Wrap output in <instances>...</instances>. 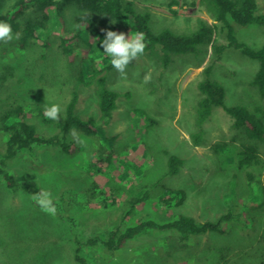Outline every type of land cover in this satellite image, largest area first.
<instances>
[{
  "label": "rangeland",
  "instance_id": "obj_1",
  "mask_svg": "<svg viewBox=\"0 0 264 264\" xmlns=\"http://www.w3.org/2000/svg\"><path fill=\"white\" fill-rule=\"evenodd\" d=\"M135 3L151 13L156 31L169 28L189 34L201 21L214 24L202 0ZM257 3L264 12V0ZM76 13L75 8L65 12L67 28L63 30L69 34L77 33L71 21ZM239 30L247 45L264 44V26ZM39 36L25 49L20 47V35L10 43L0 42V74L6 66L13 73L5 83L0 82V148L9 138L1 118L15 103L25 106L30 123L45 135L57 131L38 116L37 108L45 114L46 107L58 104L61 118L74 90L79 94L77 113L85 119L97 115L95 85L77 87L76 77L79 61L85 56L97 63L107 57L103 39H77L75 49L67 55L57 22ZM217 39L226 42L223 37ZM87 41L93 43L91 52ZM214 59L209 47L197 56L176 57L167 67L145 54L130 62L123 75L113 69L108 86L122 95L104 128L105 135L74 132L78 151L73 155L41 147L36 157L24 151L11 160L7 170L19 187L10 188L0 176V264H79L70 225L35 202L41 191L50 193L53 202L61 201L63 215L72 217L85 237L104 234L121 222L124 212L132 208L128 198L142 199L129 225L142 218L166 222L177 214L201 222L216 221L230 211L236 215L223 224L224 234L210 232L182 242L176 233L151 229L113 253L90 248L87 252L94 258L93 264H264V191L259 185L264 184V144L258 145L259 165L241 169L239 151L248 139L234 128V120L222 108H214L201 145H194L191 137L197 132L196 108L202 98L198 83L204 78V69L213 64L212 77L223 83L228 106L242 105L255 113L257 108L264 110L250 84L259 64L234 49ZM146 75L150 76L148 83L144 82ZM105 136L115 140L106 141ZM108 153H114L111 163ZM167 153L184 161L177 175H167ZM104 162L110 165L105 167ZM249 172L254 175L252 182ZM94 184L100 187L92 195L89 190ZM177 191L186 193L180 206L177 203L183 195ZM164 199L172 200L170 206Z\"/></svg>",
  "mask_w": 264,
  "mask_h": 264
},
{
  "label": "trees",
  "instance_id": "obj_2",
  "mask_svg": "<svg viewBox=\"0 0 264 264\" xmlns=\"http://www.w3.org/2000/svg\"><path fill=\"white\" fill-rule=\"evenodd\" d=\"M176 3L172 1L171 4ZM202 4L210 13L214 24L201 21L198 28L189 34H178L169 28L156 31L153 28L151 13L148 10L138 9L135 0H13L12 3L9 0H0V22L10 24L12 31L20 35L19 44L23 49L29 47L33 40L40 38L39 33L43 36L57 22L62 28V48L67 55L75 49L76 40H82L86 36L104 40L107 31L124 33L130 37L135 33H142L146 44L143 55L150 54L163 67L170 65L176 57L188 54L197 56L207 51L209 47H212L216 61L221 59L227 49L239 50L244 56L259 64L250 84L259 94L260 101L264 103V44L261 47H251L239 37L241 28L245 29L253 25L264 26V12L259 11L257 0H202ZM69 8L77 10L71 20L77 30L74 34L63 30V27L67 28L65 12ZM217 37H223L226 42H220ZM71 42L74 44L72 45ZM86 43L91 52L93 43L90 41ZM213 68V64L205 68L204 78L198 83L202 98L198 101L196 108L197 132L191 136L194 145L198 146L204 142V126L214 108H222L234 120V128L242 130L248 139V142L240 147L238 166L241 169H253L260 162L258 145L264 144V110L257 108L254 113L242 105L228 106L225 103L226 90L223 83L212 77ZM4 69L5 73L0 74L1 83H5L13 74L7 66ZM77 69V87L95 85L96 116L85 119L77 113L79 94L76 90L72 92L63 116L58 121L47 119L43 109L36 106L38 116L56 129L57 132L52 135L39 132L30 123L23 104L15 103L2 115L3 130L8 133L9 138L0 148V176L6 180L10 188L17 189L19 185L15 177L8 172L7 166L22 152L26 151L32 157H36L38 148L53 147L61 153L73 155L78 151L72 139L74 132L87 136L105 135L104 128L111 122L113 112L122 95L108 86V75L114 69L110 58L106 57L102 62L97 63L91 56H85L79 61ZM105 139L113 142L115 137L105 136ZM113 158L114 153L107 154V162L111 163ZM168 158L167 175H177L184 163L183 159L171 154ZM103 164L105 167L110 165L107 164V166L105 162ZM248 176V181L252 182L254 178L252 172H249ZM259 185L264 191V184L259 182ZM99 187L94 184L89 191L94 195ZM177 194L183 195L177 203L180 206L186 193L177 191ZM141 201L142 199L128 198L127 202L132 203V208L124 212L121 222L104 234L92 237L82 235L76 228L75 220L63 215L61 201H55L57 215L70 225L75 260L79 264H93L94 258L87 252L90 248L99 247L113 253L151 229L176 233L182 242L189 241L192 236L198 238L210 232L224 234L227 229L223 224L236 219V215L230 211L213 222H201L193 217L177 214L166 222L158 223L142 218L137 223L129 225V218L134 215L136 205ZM115 202L114 198L113 203ZM171 202V199L163 200V203L168 206Z\"/></svg>",
  "mask_w": 264,
  "mask_h": 264
},
{
  "label": "clouds",
  "instance_id": "obj_3",
  "mask_svg": "<svg viewBox=\"0 0 264 264\" xmlns=\"http://www.w3.org/2000/svg\"><path fill=\"white\" fill-rule=\"evenodd\" d=\"M19 39V34H13L12 26L6 22H0V42L5 44L10 43L13 39ZM103 53L110 58L111 66L120 74H125L130 62L136 60L144 54L146 44L142 33H135L131 37L124 33L115 31H107L105 39L101 42ZM150 76L146 75L144 82L148 83ZM61 108L58 104H53L46 107V118L58 121L60 119ZM81 144L85 141L82 139ZM35 202L39 207L49 215L55 216L57 208L54 204L50 193L41 191L34 197Z\"/></svg>",
  "mask_w": 264,
  "mask_h": 264
},
{
  "label": "bare ground",
  "instance_id": "obj_4",
  "mask_svg": "<svg viewBox=\"0 0 264 264\" xmlns=\"http://www.w3.org/2000/svg\"><path fill=\"white\" fill-rule=\"evenodd\" d=\"M8 7H9V6H8ZM8 7H7V8H8ZM209 14H210V13H209ZM218 26H219V25H218Z\"/></svg>",
  "mask_w": 264,
  "mask_h": 264
}]
</instances>
